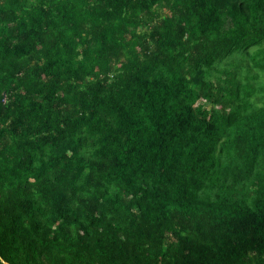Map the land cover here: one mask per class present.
Listing matches in <instances>:
<instances>
[{
  "label": "trees",
  "instance_id": "16d2710c",
  "mask_svg": "<svg viewBox=\"0 0 264 264\" xmlns=\"http://www.w3.org/2000/svg\"><path fill=\"white\" fill-rule=\"evenodd\" d=\"M0 264H264V0H0Z\"/></svg>",
  "mask_w": 264,
  "mask_h": 264
}]
</instances>
